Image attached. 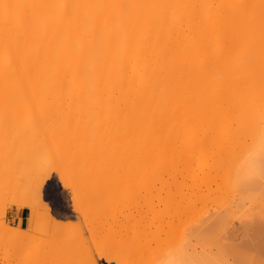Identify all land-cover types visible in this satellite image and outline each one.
<instances>
[{
	"label": "bare ground",
	"instance_id": "6f19581e",
	"mask_svg": "<svg viewBox=\"0 0 264 264\" xmlns=\"http://www.w3.org/2000/svg\"><path fill=\"white\" fill-rule=\"evenodd\" d=\"M0 147V172H19L4 194L39 192L49 168L65 188L96 179L91 201L103 196V180L112 184L114 221L98 200L104 211L83 232L79 262L215 264L205 250L226 248L237 209L251 207L264 228V0H0ZM144 189L164 206L153 216L145 204L153 224L115 221L122 196L139 202L137 216ZM34 199L18 202L34 209L31 228L40 208L51 216ZM96 214L114 227L93 223ZM259 248L251 264H264V242ZM244 260L240 251L220 261Z\"/></svg>",
	"mask_w": 264,
	"mask_h": 264
},
{
	"label": "rangeland",
	"instance_id": "374dc122",
	"mask_svg": "<svg viewBox=\"0 0 264 264\" xmlns=\"http://www.w3.org/2000/svg\"><path fill=\"white\" fill-rule=\"evenodd\" d=\"M2 136H3V134H2ZM10 136L13 137L14 135L10 134L8 136V139L11 141L13 139ZM5 138H7V136H5ZM10 141H9V144L11 145L12 142H10ZM9 144L7 143V145H9ZM5 145H2L3 148L4 147H6V148L9 147V146H7V145L5 146ZM45 146L46 145H43L42 147H45ZM26 149H28V147L24 146L22 151H24ZM2 150H4V149H2ZM0 154H1V151H0ZM0 162H2V161H0ZM30 166L31 165H29V167ZM14 167H15V165H14ZM32 167L35 168L34 166H32ZM15 168L17 170V166ZM49 169H48L49 171H53V172L50 173V175H51L50 178L48 180H46V182L43 185L42 190H40L39 192H36L34 194L32 193V195L30 193L32 190L29 191L30 188L26 190V187L23 188V189L21 188V190L20 189L16 190V192L18 191L17 193L16 192L9 193L11 195L6 193L8 196L6 194H4L3 187L7 184L6 183V179L9 180L11 178H15L16 176H18L19 172H18V174H16L17 173V171H16L15 173H13V175L11 177H8V176L12 174V171L14 170V168L12 169V171L11 170L7 171L8 173L7 172H5V173L4 172L3 173L0 172V264H29V261H32L30 264H80V263L83 264L82 262H79V261L81 259V255L83 254L82 256H84L85 248L88 247L89 245L86 244V243H85L86 245H84V243H83V245L81 244V242H82L81 240L83 239L82 235H83V232H85L84 233V237L87 235L88 228L90 227V225L92 223L91 222L92 218H94L93 212L95 213V211H96L95 209H97L99 207V210H100L99 212H103L104 211V207L102 209H101V207L104 206L105 201H107L108 202L107 204L108 205L110 204V206H112V209L108 208L109 206L108 207L106 206V208L110 212V214H109L110 216L109 215H107V216L109 217V220L111 222L114 221V211H113V209L115 207L113 206L114 205V201H111L113 198L112 199L109 198L110 196L112 197L111 189L108 190L109 189V185H110V187H112V184H110L109 180H107L108 182H106V180H103V181L101 180L102 181L101 185H104V184L107 185V183H108V186L105 187V185H104L102 187V189H104V187H105L104 190H100L99 189L100 191H103V196L104 197L102 195H100V196L103 197V198H105V197L106 198L103 200V198L101 199V197H100V199H99L98 198L99 196H96L97 198H92L94 200V202H93V200L91 201V198L87 199V197H88L87 193H89V191H91L90 189H92V188L95 189V185L96 184L94 182H96L98 184V181H96V179H95V181H94V179H92V181H94V182H92V181L90 182L87 179L88 181H84L83 180L80 183H79L78 180H74V181L71 180L72 184H73L72 185L73 187L65 188L63 186V184L60 182V180H61V172L56 170V169L55 170H51V168H49ZM52 169H53V167H52ZM0 171H1V169H0ZM29 172H30L29 175H35V173L31 174V173H33L31 170ZM6 174H8V175H6ZM14 174H15V176H14ZM111 179H113V178H111ZM111 179H110V181H111ZM11 180H13V179H11ZM97 180H98V178H97ZM8 182H10V180ZM87 183H90V186ZM138 184H135V186L138 185ZM8 185H10V184H8ZM140 185H141V183H140ZM140 185H139V187H140ZM113 186H115V184ZM121 186L122 185H120V187ZM99 187H101V186H99ZM113 189H114L113 191L115 192L116 191L115 187ZM116 189H117V187H116ZM144 190L145 191H143V192H141L142 190L141 191L138 190L142 197L146 194V193L144 194V192L148 191L147 189H144ZM41 191L43 193H41ZM93 191L96 192L97 190L96 191L93 190ZM122 192H125V191H122ZM91 193H92V191H91ZM142 193H143V195H142ZM164 193H162V197H165L166 194H164ZM125 194L127 195V191H126ZM136 194H138V193H136ZM147 194L145 196H147ZM76 195H79V196L81 195L82 200H81V198L79 199V196H76ZM131 195L132 194H129V196H131ZM152 195H154L153 198H151L152 196L149 195L151 199L149 198V196H147V198L145 200L146 202L143 201L144 199H142V197L140 198V200L142 199L141 200L142 203L139 204V205L142 208H139L140 206L137 207V211L140 209L137 212V216H136V211H135L136 208H135V206L139 202H137L135 199H132V201H130V199L128 200V198H126L125 196H122L125 200H123V198H122L121 200L118 199L119 201H117L118 207H116V208L119 211L117 213L115 212V218H116L115 221L119 220V222L122 223L123 226H126V224L127 225L128 224H130V225H132V224L138 225V222L140 224V221H142L140 218L143 219L144 218V214L145 213L148 214V212H149V211L148 212L146 211L147 210L146 206L148 207L149 203L151 204V206L149 205V207L152 209V212H153L154 209H155L154 212H158L159 209L162 210L164 208V206L161 205L159 201H158L159 203H157V200L159 199L158 193L155 192ZM74 196H76L79 199V202H80L79 203V205H80V209L79 210H75L73 208L74 202H73L72 199L75 198ZM93 196H91V197H93ZM145 196H144V198H145ZM32 197L35 198L34 201L35 200L38 201V199H39V201L41 200L40 202H43L42 200L44 199V200H46V203L51 206L50 207L51 208V216H49L48 218H46V216H45L47 214L46 213L47 210L42 209V208L39 209V211H40L39 213H41L42 217H44V218H42L40 216L41 219L40 220L38 219L39 222L36 221L35 222L36 224L34 223L32 225L33 228L30 227L29 214H30V212L34 211V209L33 208H29V207L18 206V202L19 201H23V200H27V199L29 201V198H32ZM64 197L67 198L66 201H62V200L65 199ZM107 197H108L109 200L107 199ZM68 198H69V201H68ZM119 198H120V196H119ZM133 198H135V197L133 196ZM136 198H137V196H136ZM156 198H158V199L156 200ZM165 199H167V197ZM30 200H32V199H30ZM98 200L100 201L99 203H101V201H102V203H101L102 206L101 205L98 206V204H99L97 202ZM140 200L138 199V201H140ZM121 201H122V203H121ZM152 201H155V203L152 202ZM88 202H91V204L88 203ZM143 202H145L144 206H143ZM96 203H97V205H96ZM94 204H95V207H94ZM119 204H120V208L122 209L121 210L122 213H121V211L119 209ZM145 204H148V205L145 206ZM154 205H155V208L153 207ZM157 205L161 206V208L158 209ZM92 206H93V208H92ZM246 206L248 207L249 204H247ZM143 207H145V208H143ZM149 207H148V210H150ZM250 208L249 207H248V209L244 208V210L242 209V211H241V208L237 209L238 211L236 210L237 211V213H236L237 215L235 214V216L233 217L234 221L232 220L233 221V222L231 221L232 224L229 225V227H231V228H228L229 231H228V229H227V231L225 229V231H226L225 236L226 235H227V237L229 236L228 237L229 239L226 238L225 236H222V237H224L223 239H224V241L227 244V245H225V242L223 241L224 245L226 246V248L222 245L223 243L220 242L221 239H219V238L221 236H219V238H217L216 240L214 239L213 241L216 242L218 240L219 242L217 241V243H219L220 246L222 245L221 248L220 247H217V248L214 247V248H212L213 251L211 250V247H208L209 249H206V250L204 249L206 253H209V250H210L211 258H213L214 255L218 256V257H216L217 260H215V258L213 259V262L215 264H221L220 260H222V261L224 260V262H226L228 260V257L231 258L232 255L237 254V252L239 254L240 251L245 257V260L243 261L242 264H251V262H250L251 260H249V257H252V255L254 256V255L258 254V251L260 250V248H259L260 243L262 244L264 242V228L261 227V225L256 220H254L255 219V217H254L255 213H254V216H253V214L251 215V213L253 211L250 212L249 211ZM143 210H144V212L141 215ZM97 212H98V209H97L96 213ZM131 212L134 213L133 215H134V217H136V219H134L133 216L129 215V214H132ZM154 212L152 213L153 216H155ZM159 212H160V210H159ZM159 212L157 213V215H159ZM164 212H165V210H164ZM254 212H256V211H254ZM161 213H162V211H161ZM90 214H91V216H90ZM117 214H118V216H116ZM138 214H140V216ZM147 214H145V216H147ZM119 215H121V216H119ZM102 216H99L98 219H100ZM105 216H106V214H105ZM150 216H151V214L148 215V217H146L147 220L149 218V221H147L146 218L143 219V220L147 221L149 223V225H152L153 224V220H156V218H153L151 216V220H150ZM87 217H88V220H87ZM108 217H107V219L103 218V220L101 218V225H103L102 223L105 224L104 221L106 220V222L107 221L109 222L108 224H110V226L114 227V222H113V225H112L110 223V221L108 220ZM49 218H51V219H49ZM138 218H139V220H138ZM98 219H97V214H96L95 219H93L94 220L93 223H96V222L100 223V221ZM144 221H142L140 226H142V225H143V227L145 226L146 223ZM120 223L118 224V222H116V224H118L120 226V228L118 226V229L123 230L124 228H122L123 226ZM148 223L146 224V226L148 225ZM86 224H87V227H86ZM108 224L106 223L105 227H107ZM35 226L39 227V230L37 232L36 231L34 232V229L36 228ZM257 227H259L260 229H257ZM8 228H9V231L11 229L18 228L19 230H21L26 235L24 236L22 234V232L20 231L21 233H18L19 236H18V234L15 235V236L11 235L12 237L11 236H7L8 231L6 232V230ZM126 228H127V226H126ZM126 228L124 230H126V232H127ZM122 232L124 233V231H122ZM224 233L221 232L222 235ZM22 236H24V239L22 238ZM27 236H28V238L30 237V239H28ZM126 236L127 235L122 236V239L126 238V240H127L128 236L127 237ZM217 236H218V234H217ZM18 237H20V238L18 239ZM71 237L74 238V239L70 240ZM201 237L202 238L204 237V239L208 237V240H209V236H201ZM201 237H199V239H200L199 241H200L201 244L199 242L197 243V241H194V242H195L196 245L200 244L199 247H201V249H203V247L206 245L207 241H206V243L204 242V244H203L204 240H202V242H201V239H202ZM225 238H226V240H225ZM122 239L119 238L117 243L122 244V243L119 242ZM196 239L198 240V238H196ZM74 240H75V244L73 243ZM210 240H212L211 236H210ZM111 241H113V240H111ZM124 242H127V241H124ZM76 243L78 245L77 247H76ZM123 244H125V243H123ZM113 245H114V243H113ZM202 245H203V247H202ZM213 245H214V243H213ZM40 246H42V247H40ZM206 246L204 248H206ZM211 246H212V242H211ZM216 246H218V245L216 244ZM231 246L234 247L233 248L234 250H232ZM199 247H198V250L200 249ZM223 247L225 248V250H224ZM38 248H40V249L44 248V250H42L40 252V250L37 251ZM218 250H220L219 251L220 253L217 252L218 254H215L216 251H218ZM223 250H224V255L225 256L222 255ZM235 250H237L236 253H235ZM29 251H31V252H29ZM87 251H88V249L86 248V252ZM28 252H29V256H28ZM37 252H40V255L42 253L43 257L38 255L40 260L38 259V256H37L36 257L37 261H36V259L33 256V254L36 255ZM96 252L98 253V250ZM30 253L32 254L33 257L30 255ZM230 254H232V255H230ZM262 255L263 254H260V256H262ZM143 256H146V255H143ZM223 256L225 258L221 259V258H223ZM84 257H86V256H84ZM84 257H83V260L85 262ZM97 257L99 258V256H97V255L95 256L96 261L99 260L97 263L109 264V263L106 262L105 259L101 258V260H100ZM141 257L142 256L138 257L137 259H139V260L141 259L142 260ZM33 259H34L35 262H33ZM130 259H131V257H129V259L127 258V261L130 260ZM218 259H219V263H217ZM252 262L255 263V261H252ZM114 264H117V263H114ZM222 264H226V263L222 262Z\"/></svg>",
	"mask_w": 264,
	"mask_h": 264
}]
</instances>
